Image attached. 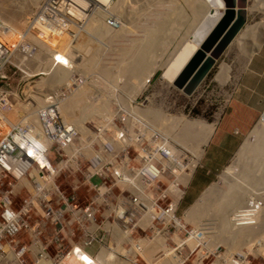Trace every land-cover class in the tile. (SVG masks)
<instances>
[{
	"label": "rangeland",
	"instance_id": "1",
	"mask_svg": "<svg viewBox=\"0 0 264 264\" xmlns=\"http://www.w3.org/2000/svg\"><path fill=\"white\" fill-rule=\"evenodd\" d=\"M43 1L44 0H38L37 2H31L30 0H0V18H1L0 20L6 21L8 19L7 22H10L9 16L16 15L18 17L19 14H16V10H17L16 7L20 6L21 4L23 5L25 4L24 7L27 8L20 17V20L22 18L21 23L23 25L21 26V24H17L18 26H15L18 28L21 27L23 28L24 24L28 22L29 20L28 18L29 16L32 15V13H35L37 11L38 13L35 14H39L42 8L48 6L49 3H47L46 6L41 7V9L39 10L38 8L40 7V4H42ZM108 1L109 0H105V2ZM114 1L116 0H111L110 4H113ZM192 1L191 0L190 1L125 0V2L123 3V7L121 9L119 5V12L120 14H122L121 17H125L126 23L124 25V28L120 32L116 33V39L113 40V37L106 38L111 33H109L107 36L105 35L103 38L102 35L100 34H99L100 36L98 35L100 39V45L105 49L107 45L113 43L115 44V47H112L111 49L112 52L108 53L106 58L103 57V59H101V48L98 47V42H91L92 36H90L89 38L88 37L89 32H86L87 34L86 37L88 38L77 39V47H79V52L85 53L84 54L85 58H76L74 64L77 67L73 64V66H71L72 71L70 70L69 67H67V71L63 67V69L68 74L66 73L63 76L60 75L61 73L55 74L52 70V68L54 69L53 67L54 65L52 63L51 70L43 69V71H41V76L40 73L37 71H28L25 75L19 73L18 75L11 76L10 78H8L7 81L8 84L10 85L5 90L7 93L4 92L0 93V96H11L13 90L16 87L17 89H22L25 93V89L27 90L28 87H35L37 81L39 80L40 81L38 82V90H47V88H49L48 83L51 82H61V85L59 86L63 88L67 87V90L69 89V91L71 92V96L73 95L74 92L77 93L79 90L84 89L83 90L84 96L88 92V95L86 94L85 96L87 100V104L89 105L92 103L90 107L91 110L90 112H92L93 115L91 114L90 116L89 114L87 115L88 117L85 116L84 119V122L87 121L86 122L87 128L89 129L92 128L91 132H97L96 130L93 129V127L101 126L103 124L105 129H110V123H112L114 120H116L114 121V123H117L118 121L117 118L121 117V115L126 117L125 112H128V110H126L127 108L126 104L128 102L127 100L129 99L133 100L138 96L137 100L138 102H140L141 100H144L145 97L153 96V98L150 99L151 101L150 108L153 111H155L157 114L160 113V115L163 116L164 120H159L158 118H156L154 122L151 121V117L149 115L151 109L146 110L144 112L145 114L142 113L140 116L146 117L154 127L164 132L168 137H172L175 139L174 136L177 134L175 141L183 148V158L185 163L184 174H189L190 168L193 167L196 158H195V154L191 150V147H189L191 144L194 143V141L191 143L192 139L190 136L188 137L187 140L185 139L184 143L182 142L179 143L178 141L180 139L177 141V137L179 136V138L181 137L182 139V136L184 134L181 131L182 125H184L183 123L186 121L192 124L193 123L192 121H194L193 124L197 123L196 125H198V123L200 122L197 127H194L195 125L192 126L195 128V129L193 128L195 133L203 125H210L211 123H216L215 130L211 138L209 139L208 143L205 146H202L204 152L200 157V159L198 160V163L194 167L192 171L193 173L190 172L192 177L189 180H187V178L184 179L185 180L184 182L186 183V187H184L185 186L184 183L182 190V192L184 193L179 203L178 213H177L181 217L182 225L184 227L180 229L178 228V229H169V230L148 229L146 231H141L132 228L129 229L131 232L129 235L127 234V232L125 233V237L128 236V238H130L129 236L132 234V232L136 237L142 236L143 238L144 237L146 238L145 239L146 241L142 244V246L144 247L143 256L136 259L137 264H148L149 263L147 262L148 259L152 264H161L166 260L164 257L165 256L167 257V255L169 257L171 256L170 257L171 260L169 261L167 260L168 264H174V262L176 264L182 263L178 261V259L176 258L174 259V256L176 255L178 256L177 251L171 250L174 249L176 243L178 244L177 241H179V239L180 240L182 239L181 241L183 243L185 242V244L187 245V246L183 245V251L179 252L180 256L182 257V260L186 257H189V259L185 260L183 264H191L195 258V252H192L191 250L195 245H198V242L194 239H190V236H195V235L200 236L201 232H206L205 235L213 239L212 242L216 243L214 245L215 247L220 246V244H225L227 247L229 246L222 239L223 236H226V234L225 235L223 234V236L222 234L220 235L219 230L216 228V224H217L216 222L218 218L214 213L216 211L212 209L215 208L216 205H214L215 206L214 207L212 203L215 204L217 200L215 201L211 200L212 202L209 201L210 203L208 202V206L207 207L206 205L204 206L205 209L202 207L204 211L203 210H202L203 212L201 211L200 213L201 215L197 214L198 216L197 218H193L194 219L193 222H191L188 219L187 209L193 203H195V201H198L201 194L206 189L214 188V190H218L221 188L220 190H224V189L227 190L228 184L231 181L241 180L240 179L241 177L235 176V177H230V179L228 177L227 181L226 180L222 181L223 180L222 172L231 163V161L235 156L236 151L238 150L241 143L244 141L245 136L251 130L252 126L256 124L255 122L258 119V115L260 111L262 112L264 106V100H262V102H260V106H257L255 110L248 107L251 104L255 103L254 99L250 100L251 96L252 97L264 96V85H263V81H261L260 78L257 77L256 75H248L246 68V64L253 57L255 51L258 48H261L262 46L264 47V0H247V7L245 11L246 13L245 22H244V27L241 29V31L245 28V26L252 27L253 31H249L250 32V33L248 32L249 34L247 33L248 36L245 37L246 39L244 38L243 43L237 41V36L239 35L238 33V35L232 41L229 48H227V50L220 56V58L215 62V64L208 69L207 74L201 79V81L197 85V88H195L194 92L191 95H186L183 91L177 89L173 85L172 86L169 85L168 83L164 82V80H162L163 75L164 74L166 75V68L169 67L171 64H173L175 60L174 57L176 56L177 49H179V47L182 44L185 45L187 43H191L192 40L195 41L201 35H203V33H205L209 29L208 27L211 24V22L214 19H216L217 16L222 11L219 7V3L217 0H208L209 3L212 5V9L203 10V8L205 9V7H202V12H200L201 10L198 9V5L195 6L194 1L193 3ZM53 2L55 3L54 7L56 9H61V14L66 15V19H73L72 15L65 14L67 11L70 10L69 7L67 6H69V4L73 2L72 0H52V4ZM84 2L85 5L81 7L84 9L85 16L83 17V19H84V26H86L87 18L89 20V18L92 16L91 3H93V0L84 1ZM88 9L90 10V15ZM178 12L181 15H179ZM175 13L178 14L176 15ZM174 15H176V18ZM109 17L110 16H107V19ZM38 19L40 18L36 17L35 20V32L37 34L36 38H38L41 41V43L43 42V45H49V46L47 47V49H44L42 46H39L40 47L39 52L38 53L36 51L33 52V56L35 58L41 57L42 59H50L51 57H53L52 62H54L55 56L62 55V53H71V43L70 44L66 43V47H63L65 43L62 44V47L65 51L61 49V45H57L58 40L64 37V30H48V34H44V29L45 27H47L48 21L38 22ZM164 20H167L166 23H168V25L165 26L163 29L159 30L156 34H154L152 36L153 39L151 37V40H149V34L151 33V31L152 30L156 31L155 28L156 25L160 26L159 23H164L165 22ZM107 21L108 20H106V22ZM38 23H42L45 26L43 28H40ZM168 26H170V28ZM67 29H75V21H68ZM91 33L92 32L90 31V34ZM66 38H68L69 41H73V32H66ZM89 39L91 41H89ZM141 44L144 45L145 48L143 49L144 56L143 55L142 56L145 60V63L147 62L148 64V67L145 69V72L142 73L143 76L140 77L141 73L139 72V77L141 79L143 78L142 79L143 85L139 84L138 80L135 79L133 72L130 71L132 70L131 68L132 64L128 63L124 65V69L126 70L120 72L122 70L121 69L119 71L120 69L119 67H121L119 66V64H122L120 63L121 61L122 62L126 60H129L130 62L132 60L135 61L134 57L138 53V49L140 48ZM50 52L52 54H50ZM124 53L126 57H128L126 58V60L124 58ZM117 61L118 63L115 64V62ZM100 64H103V69L101 68L99 70V68H96L97 69L96 71L95 68L93 67H96V65H100ZM59 65L60 63L57 64V67ZM57 67H55V69H57ZM104 69H109L111 70V73H114L116 75L119 74V76L117 75V77H115L114 79H109L107 76H105L102 73ZM90 70L92 71V75H96L97 73H99L97 75L103 76L106 80L109 81V83L103 85L101 83H92L90 82L89 79H86L85 81L83 79H79V77L89 78V76L91 75ZM93 70L95 71V73ZM150 78H152L150 86H147L146 82ZM69 80H74V81L71 84H69ZM116 81L119 82L118 85H115ZM59 86L56 85L50 88H55ZM242 86L244 88H242ZM247 87H249L250 90H248ZM87 89L89 91H87ZM55 96H63V92H55ZM89 96L91 97L89 98ZM97 98L98 99L101 98V99L97 100ZM235 98L238 100H249V102H247V104L237 105L233 102ZM104 99L106 102L104 101ZM114 100H116L115 102L116 105L119 106V110L117 111L114 110ZM97 101L98 102L101 101L100 102L101 104H98ZM123 106H125V108ZM104 107H106L107 109ZM103 108L105 109L104 111ZM94 110L99 113L98 116L94 115L95 113ZM120 110H122L124 113L122 112L118 113ZM79 111L80 109H75L74 112H79ZM129 112L132 111L129 110ZM69 113H70V117H68L67 119L69 120V122H75L74 119L78 115L72 116L73 113L72 112ZM163 114L165 115V117ZM226 114L227 116H229V118L223 121L222 123V118ZM99 116L100 117L103 116L105 119L103 117L100 118ZM174 117H176L177 121L174 120L175 119ZM169 118H171L173 121L172 120L169 121ZM137 122L139 123L137 127L140 125V130L142 129L145 130V128H141V125L142 127H145V120H139ZM137 130L138 128L136 129V131ZM144 130L140 131V133H145ZM180 132L183 134H180ZM105 133L106 135L109 134L108 132ZM155 135L156 137L152 138L153 141L151 140L152 141L151 145L154 147L159 145V143L162 145L163 135L162 134L161 135L155 134ZM185 138H187V136H185ZM186 141H188L187 144ZM128 144L130 145V147L132 146L131 145L132 142H128ZM186 145L188 146V148ZM189 154L194 155L192 160H189L190 158ZM135 155L136 154H134V156ZM183 158H176L177 165H183ZM242 178H248V177L243 176ZM256 178L259 179L260 178L259 175H257L255 179ZM59 181L61 182L62 180L59 179ZM92 182L98 183V180L93 179ZM215 184L217 185L214 186ZM256 184L257 185H255V188L259 189L257 193L264 195V179L262 180V182ZM253 186L254 185H248L247 189H251L253 188ZM0 188L2 187L0 186ZM152 191L154 197L156 195L165 194V191L168 192V184H159V182H155V186L152 189ZM261 195L259 196L260 199H261ZM249 196L250 197L248 198H251L250 200H253V194L252 195L250 194ZM216 198L217 197H215V199ZM113 199L114 196L110 195L107 197L106 200L113 201ZM260 199H259L260 201L259 204L260 207H262V211L259 213V217L256 216V218L258 219V223H259V219L263 221L264 218V198H262V200ZM161 200H165V197H162ZM81 202L82 201H80V203ZM105 208L106 210H108L107 206ZM207 208H209V210H207ZM230 216H232V214ZM263 223L264 222L261 223V226L259 225L260 228L258 226L257 232H253L252 235H254V237L252 238L251 242L244 243L243 241L240 240L239 242L234 243L235 244L234 248L232 249L229 247L228 248L233 251L236 250L239 251L243 250V252L247 251L246 253H252L254 250H259L258 251L259 254L260 253L264 254V242H259L258 244L257 241H255L258 240V238L259 239L262 238V240L264 239ZM205 227L208 228L204 229ZM252 228H255V225H252ZM109 230L110 232H108ZM109 230L107 229H103V231L99 230L98 232H96L98 243L87 244L88 242L84 240L85 236L83 238V231L81 229L72 228L69 231L68 239L61 240L60 245H58L57 241L55 240H53L51 243H48L47 244L48 251L53 253L59 247V249L64 250V253L66 254L72 249L73 245H76V246H80L81 248L85 247V249H89L90 253L95 257L97 256L100 249L104 248L103 252L107 253L105 254V258L103 259L104 263L125 264L124 262H127L128 264H131V262H133L132 259L133 256L131 255L136 254V250L132 251V249H136V247L134 246V248H132V246H130L132 244L129 243L126 244L125 242H117L116 240H114L111 234L114 231L112 230V228ZM51 233H52L51 229L48 228L43 233L42 240L43 241L47 240L50 237ZM98 233L103 235L98 236ZM107 233L109 234V236ZM58 236L60 235H56V238ZM53 238H55V236ZM115 242L117 246L114 244ZM155 242L157 243L159 242V244ZM199 245L201 246V248L205 247L206 250H203L202 253L201 251H199L198 260L205 261V263H208L209 262L208 259L210 258V243H200ZM163 247L164 248L167 247L171 249H166L164 253L165 256L162 257L161 254L163 253V249H162ZM117 248L123 249V253H121V251L118 252ZM252 248H254V250ZM110 250H115V252H117L116 259H111V257L106 258V255H108V252ZM121 254H123L124 257H122ZM157 257H159V259H157ZM248 258L250 259V264H264V260L262 258L255 259L250 256ZM26 260H28V258H26ZM113 260H115L116 262ZM101 262L102 260L96 261V264H102Z\"/></svg>",
	"mask_w": 264,
	"mask_h": 264
},
{
	"label": "built area",
	"instance_id": "2",
	"mask_svg": "<svg viewBox=\"0 0 264 264\" xmlns=\"http://www.w3.org/2000/svg\"><path fill=\"white\" fill-rule=\"evenodd\" d=\"M72 1L74 10H70L73 11V19L70 20L75 21V29H67L69 19H66V15H62L63 25H60L59 30H64V37L59 39L57 43L61 46L63 43H68L66 32H73V41L69 42L71 43V53H62V56L68 62L61 65L65 67L66 71L69 65H73L76 58H85V53H80L79 47H77V39H81L84 34V31L80 30L82 29L80 26L84 24V19L83 14H75V7L83 6V1L86 0ZM51 2L52 0L42 2L39 10ZM100 9L104 12L108 7L99 1L96 4H91L92 19H94V15L100 12ZM59 14V9H55V13L49 15V18L58 17ZM36 17H38V14H35ZM125 23V17H118L116 8V14L112 17V21L100 24L104 29L107 27L106 29L110 30L111 34L106 38L113 37L114 40L116 39V33L124 28ZM28 27L23 26V29L24 36L29 39L28 34L32 31ZM89 28L87 27V32H89L88 37L90 38L94 34H90ZM6 35L4 22L0 20V37L5 36L0 38V93H7L5 90L10 86L7 81L11 76L19 73L25 75L28 71H34V68L39 66L37 63L40 64V62L33 56V52L38 53L39 46L44 49L49 46L42 45L41 42H34L35 47H32L33 43H20L19 45L22 46L17 48L16 55L6 45V43L9 44ZM85 38L87 37L85 36ZM112 47H115L114 43L106 46V52L102 59L112 52ZM12 56L15 58L12 59ZM52 60L53 57L43 59L45 65L43 69L51 70ZM65 60L62 62H66ZM101 66L103 67V64L97 65V68ZM38 72L41 76V70ZM100 77L102 76L96 74L90 75L89 78L79 77V79L84 81L89 79L92 83L104 84ZM151 79L147 81V86H150ZM73 81L69 80V84ZM118 84L119 82L116 81L115 85ZM55 92H63V96L68 97L71 94L67 87L63 88L61 86L49 87L47 90L30 93L38 96H46V93H51L52 95L48 96H55ZM13 96H21L22 105L29 103L33 97L28 94L26 89L24 94H17L16 87L11 96H0V112L10 111L6 103L13 104ZM151 98L153 96L145 97L144 100L138 102L137 96L130 103L134 104V111L125 112L126 117L122 115L118 117L117 123H114L116 120L110 123V129H105L104 126H94L93 129L97 132L89 134L92 138L90 145L85 142L87 139H84L86 146L77 143L80 139L75 136L76 127H73L71 131L61 127L65 126V123L62 116L56 111L54 115H51L45 112L38 113L31 108L28 111L30 117H27L28 112L20 114V119L17 120L19 127L15 128L14 131L20 133V139L24 140L25 144H20L12 134L7 135L9 131L7 126L9 125L1 123L3 119L0 113V186L2 187L0 188V263L5 258L7 261L4 264H13L8 259L19 258L23 261L24 255H28L32 251L36 253L38 251L36 240L40 242L39 245L42 247L41 253L47 255L50 252L47 247L48 243L55 240L60 245L61 240L68 239L69 231L72 228L84 230L85 227L96 226L98 222L105 223L108 227L111 224H121L128 229L134 228L141 231L183 228L181 217L177 214L179 203L183 197L181 190L184 179L188 177V174H184L183 148L172 137H168L164 132L154 127L146 117L142 118L140 116L138 109L146 106L150 107ZM115 102L116 100H114V110L117 111L119 106ZM120 112L124 113L122 110L118 113ZM138 120H145V133H137L136 122ZM37 123L41 125H36ZM73 124L76 126L75 122ZM47 127H53L52 132L48 131ZM36 128L38 132L43 130L46 133L45 144H50V151H48L49 163L40 162L42 158H37L39 148L34 140L26 134ZM105 132L109 134L106 135ZM155 134L163 135V144L158 149H151V140ZM63 138H71V142L75 143L71 145L70 152L61 149L59 143ZM125 139H132V147H125ZM7 145L12 146V148H7ZM30 150H34L35 153ZM55 153L69 155L68 169H61L60 161L55 160ZM134 154L143 155L145 165L142 167L141 175H137V178H128L126 168H122V161L134 160ZM189 155V160H192L194 155ZM176 158H183V165H176ZM15 165H23L27 168L31 176V191H18L15 188V182L11 176V167ZM50 167L53 171L50 170ZM75 173H83V180L79 181V187H72ZM59 179L62 181L60 182ZM93 179H97L98 183H93ZM133 179H141V182L144 183V190H147L146 202L140 205L139 220L126 221L122 211L105 212V197L108 196V192H116L117 201H120V197H129L132 206V202H135L137 196V193H134ZM151 182L168 184L165 200H158L154 197ZM80 201L82 202L80 203ZM261 211L262 207H249L247 205L242 207V211H234L230 216V221L238 227L256 226L258 225L256 216L259 217ZM89 212L92 213V218H90ZM48 228L51 229L52 233L47 240L43 241V233ZM206 228L208 227L204 229ZM36 232L39 233V239L32 238V234ZM205 234L206 232H201L200 236L195 235L190 236V238L196 240L198 244L210 243L209 262L205 263V261L198 260V245H195L191 250L195 252V258L191 264H250L249 256L264 260V254H259V250H254V248H252L254 250L252 253H246L247 251L243 252V250L233 251L229 249L230 246L228 248L225 244L215 247L216 243L212 242L213 239ZM53 235L55 238H53ZM56 235L60 236L56 238ZM101 235L103 234L98 233V236ZM120 236L116 239L118 242L132 244L130 245L132 248L136 247V249H132V251L136 250V254L133 255L132 259L133 263L137 264L136 259L143 256L144 247L142 244L146 241V238L136 237L133 232L128 240L125 234H120ZM246 241L249 243L252 239L247 238ZM255 241L259 244V242H264V239L258 238ZM114 244L116 245V242ZM226 244L229 245L227 242ZM183 245L187 246L185 242H181L179 246L176 243L174 250L183 251ZM29 247L31 250H28ZM58 250H60L59 247L56 251ZM121 256L124 257L123 254ZM161 256L163 255L161 254ZM62 259L65 258L60 257V253H57L55 258H48L47 261L61 264ZM179 259L182 262L180 264H183L189 257L182 260L180 256Z\"/></svg>",
	"mask_w": 264,
	"mask_h": 264
},
{
	"label": "bare ground",
	"instance_id": "3",
	"mask_svg": "<svg viewBox=\"0 0 264 264\" xmlns=\"http://www.w3.org/2000/svg\"><path fill=\"white\" fill-rule=\"evenodd\" d=\"M30 1L31 2H37L38 0H30ZM44 1H46V0H44ZM86 1H90V0H86ZM97 1H99L101 4L106 5L109 8V10L107 9L104 12H102V9H100V12H98L96 15H94V19H92V16L89 18V20L87 18L88 21L86 20V26L84 27V24H82L80 26V28H82V29H80V30L84 31V34L81 37V39H84L85 36L87 35L86 34L87 29L86 28L90 27L89 30L92 32L91 34H94V35H92V38H91L92 41L90 39H89V41L98 42V47L101 48V59H102V56L104 55L106 49L100 45V39H99L98 35L99 34L102 35V38H103L105 35L107 36L110 33V30L106 29L107 27L104 29L102 24H100V23L111 22L112 17H114V14H116V8H117L118 17H121L122 14H120V12H119V5H120V9H121L123 7V3L125 2V0H116V1H114L113 4H110L111 0H109L108 2H105V0H93V3H91V4H96ZM187 1H190V0H187ZM193 1L195 3V6L198 5V9L201 10L200 12H202V7H205V9L203 8V10L212 9V5L209 3L208 0H196V2H195V0H193ZM193 1H192V3H193ZM217 1L219 3L220 9L222 11L217 16V18L211 22V24L208 27L209 29L205 33H203V35H201L195 41L192 40L191 43H187L185 45L182 44L179 47V49H177L176 56L174 57L175 60L173 59L174 60L173 64H171L169 67L166 68V75L165 74L163 75L162 80H164V82L168 83L171 86L173 85L175 87L174 82H175L176 78L183 71V69L187 66V64L189 63V61L191 60V58L193 57L195 52L199 49L200 44L204 40L205 36L208 34V32L213 28V26L221 18L223 10H224V5H223L222 0H217ZM54 5H55L54 2H53V4H52V2L49 3L48 6L42 8L40 13L38 14V17L40 18V19H38V22L48 21L47 27H45V29H44V34H47L48 30H59L60 25H63V22L61 20V16L64 14H61V9H59L60 14L58 17H55L53 19L49 18V15H53L55 13L56 8L54 7ZM83 5H85V2ZM24 6H25V4L24 5L21 4L20 6L16 7L17 8L16 14H19L18 17L13 13L15 16H9L10 22H7L8 19L6 21L2 20V21H4V29H5V32L7 33L6 36L8 37V41H9V44L6 43V45L8 46V48L12 49L16 53V55H17V48L22 46V45H19L20 43H24V42L25 43L28 42L29 44L33 43L32 47H35L34 42H37V43L41 42L38 38H36L37 34L35 32V20H36L35 13H32V15L29 16V18H28L29 19L28 22L24 24V27L29 26L28 29H30L32 31V33L28 34L30 37L29 39L24 36L25 32H24V29L22 27L21 28L15 27V26H18L17 24H21V26L23 25L21 23L22 18L20 20V17L22 16V13H24L25 9L27 8ZM67 7H69L70 10H74V3L71 2V4H69V6H67ZM82 7L76 6L75 7V14H83V17H84L85 13H84V9ZM193 8H196V7H193ZM178 9H179V7H178ZM187 9H189V8H187ZM70 10L67 11L65 14H70L73 16V11H70ZM178 13H175V14L177 15ZM89 15H90V10H89ZM176 15H174L175 18H176ZM179 15H181V14L179 13ZM107 16H110V17L107 19ZM104 17L106 20H108L107 22L104 19ZM167 20H164L165 21L164 23H159L160 26L156 25V27H155L156 31H153V30L151 31V33L149 34V40H151V37L154 34H156L159 30L163 29L165 26L168 25V23H166ZM173 20H174V18H173ZM69 21H71V20L69 19ZM169 21H171V20H169ZM178 21H176V22H178ZM38 24H39L40 28H43L45 26L42 23H38ZM168 27L170 28V26H168ZM249 31H253L252 27H250V26H245V28L242 31L240 30L238 32L239 35H238V33H237L238 36L236 35L237 41L243 43V40L246 36H248L247 33ZM95 35H97V36H95ZM236 36H235V38H236ZM1 37H5V36H1ZM152 39H153V37H152ZM66 41H68V44H70L69 43L70 41L68 38H66ZM6 42H7V39H6ZM41 44L43 45V42ZM229 46H228V48H229ZM63 47H66V43L63 45ZM63 47L61 46L62 50H64ZM143 49H145L144 45L141 44L140 48L138 49V53H137V54H139V53H141V54H139V55L136 54V56H135L136 58L134 57L135 61L132 60L133 62L126 60V58H128V57H126V55H125L126 52H125L124 58L126 61H123V62L121 61L120 63H122V64H119V66H121V67H119L120 68L119 71L122 69L120 72L126 70V69H124V65H126L128 63L132 64V66L130 65L132 68V70H130V71L133 72L135 79L138 80L139 84H142V85H143V80H142L143 78L141 79L140 77L143 76L142 73L145 72V69L148 67L147 62L145 63V60L143 58V56H144L143 55L144 54ZM67 51H69V50H67ZM140 51H142V52H140ZM40 53H42V52H40ZM50 54H52V53L50 52ZM14 58L15 57L12 56V59H14ZM37 59H38V62H40V64L37 63V65H39V66L34 68V71H37V72L40 70L43 71V67H45V65L43 63V59L41 57H39ZM59 60H60V62H59ZM64 60H65L64 56H62V55L55 56L54 62H52L54 65L53 66L54 69L52 68V65H51V68L55 74L61 73L60 75L63 76L67 73L65 71L66 70L65 67H64V69H65L64 70L63 67L61 66L63 64L68 63L67 60H65L66 62H62ZM58 63H60V65L57 67ZM117 63H118V61L115 62V64H117ZM71 66H73V65H69L68 67L72 71ZM55 67H57V69H55ZM104 67H106V66H104ZM127 67H125V68H127ZM93 68H95V70L97 71V69H96L97 65H96V67H93ZM101 68L103 69V67L101 66V67H99V70ZM139 72L141 73L140 77H139ZM94 73H95V71H94ZM102 73L105 76H107L109 79H114L115 77H117V75L119 76V74L116 75L114 73H111V70H109V69H104L102 71ZM97 74H99V73H97ZM91 75H92V71H91ZM100 78L102 79V82L104 84L109 83V81L106 80L103 76ZM39 81H37L35 87H28L27 88V91L29 92L30 96H33L32 99L29 101V103L22 105L21 104V96H13V104L6 103L7 106L9 107L10 111L6 110L5 113L3 111L0 112L1 117L3 119V121L1 123L9 125V126H7L8 130H9L7 135L12 134V136H14L16 139H18L20 144H25V141L20 139V133L14 131V129L19 127L17 120L20 119V114L27 113L31 108H33V110H36L38 113L45 112V113H50L51 115H54L55 111L58 112L62 116L63 122L65 123V126H61V127H64L66 130H69V131H71L73 127H76L75 128V136L77 139H80L77 143L82 145V146H86V144H85V142H86L90 145L92 138L89 136V134H93V132H91L92 128L91 129L87 128L86 122L84 123L85 116L88 117L87 115L90 114V116H91V114H92V112H90L91 111L90 107H91L92 103L89 104L90 105L89 106L87 104V100L85 98L86 94L88 95V92L85 94V96H84V91H83L84 89L79 90L77 93L74 92L72 96L70 94V97H68V96H48V95H52L51 93H46V96H38L36 94H35L36 95L35 96L33 93H30V92L40 91V90H38V82ZM104 81H106V82H104ZM144 81H146V80H144ZM56 85L57 86L61 85V82L48 83V87H53ZM103 85H101V86H103ZM145 86H143V87H145ZM196 88H197V86H196ZM87 91H89V90L87 89ZM17 94H24V91L22 89H17ZM90 97L91 96H89V98ZM101 98H99V99L97 98V100H100ZM133 100L132 99L127 100L128 102H127L126 106L128 109L126 108V110H128V112H129V110L132 112L134 111V104H130L133 102ZM104 101H105V99H104ZM97 102H95V103H97ZM100 102L101 101H99L98 104H101ZM153 106H154V104H153ZM123 107L125 108V106H123ZM104 108H106V107H104ZM104 108H103V111L105 110ZM75 109H80V111L74 112ZM148 109H151V108L149 106H146L145 108L138 109V111L141 115L142 113H144ZM69 112L73 113L72 116L78 115L74 119L76 126L73 124V122H69V120L67 119L68 117H70ZM94 112H95L94 115H97V116L99 115V113L96 112L95 110H94ZM107 112H108V110H107ZM146 114H148V113H146ZM149 115L151 117V121H153V122L155 121L156 118H158L159 120H164L163 116H161L160 113L157 114L152 109H151ZM27 117H30V112L27 113ZM32 117H34V116H32ZM102 117H100V118H102ZM164 117H165V115H164ZM92 118H94V117H92ZM142 118H144V117L142 116ZM166 118H165V120H166ZM174 118H175L174 120H176V117H174ZM55 119H56V117H55ZM171 120L172 119L169 118V121H171ZM35 122H36V120H35ZM100 122H102V121H100ZM181 122H183V121H181ZM192 122L194 123V121H192ZM193 123L190 124L189 122L185 121L183 123L184 125L181 124L182 130L181 129H179V130H181L184 134H186V133L187 134L184 135L183 133L180 132V134H183L182 139H181V137L179 138V136L177 137V141L180 139L178 141L179 143L180 142L184 143L185 139L187 140L189 136L192 139L191 143L194 141V143L191 144L190 146L188 144V146L191 147V150L193 151V153L195 154V157H196V160L194 162L193 167L190 168L191 173H193L192 171H193L194 167L196 166V164L198 163V160L200 159V157L202 156V154L204 152L202 146H205L208 143L209 139L211 138V136L215 130V124H216V123H211L210 125H203L201 128L198 127L199 128L197 131L198 133L197 132L195 133L194 127H197L200 122L198 123V125H196L197 123L196 124H193ZM138 124L139 123L136 122V129L138 128L137 133H140V131H142L144 129L140 130V125L137 127ZM140 124H142V123H140ZM36 125H41V124L37 123ZM103 125H101V126H103ZM193 125H195V126L192 127ZM183 126H184V128H183ZM37 128L34 129V131H32L30 133H26V134L30 138H32V140H34V142L37 144V147L39 148V150L37 151V158L38 159L42 158V161H40V162L41 163H49L48 151H50V144H45L46 133L43 130H42V132H38ZM141 128H145V127H142V125H141ZM47 130L52 132L53 127H47ZM157 136H159V135H157ZM176 136H177V134L174 136L175 139H176ZM185 136H187V138H185ZM154 137H156V135ZM84 139H87V140L85 141ZM175 139L173 138V140H175ZM8 140L10 141V139H8ZM152 141H151V143H152ZM155 141H157V140H155ZM128 142H132V139H125V147H130ZM187 143H188V141H186V144ZM72 144H75V143L71 142V138H68V139L63 138L59 143L61 149L64 151H67V152L71 151V145ZM7 146H8L7 148H12V146H10V145H7ZM161 146L162 145L160 143H159V145H157L155 147L151 145V149H158ZM188 146H187V148H188ZM30 151L35 153L34 150H30ZM55 160L60 161L61 169H68L69 168V155H64V153H55ZM179 163H180V161H179ZM144 165H145V158L141 154H136L134 156V160L122 161V168H126L128 178H137V175H141L142 167ZM176 165H177V163H176ZM47 166H48V164H47ZM50 170L53 171V169L51 167H50ZM190 172H189L190 175L188 174L187 180H189L190 177H192ZM257 175H259V177H260L259 179H257V178L255 179V177ZM11 176L15 182V188L18 191H31V176L29 175V172L25 166H23V165L12 166L11 167ZM222 176H223L222 181H224V180L227 181L228 177L230 179V177H235V176L241 177L240 178L241 180H239V181H236V180L231 181L230 180L232 183L230 182L228 184L227 190H225V189L220 190L221 188L218 190H214V188L206 189L201 194L198 201H195V203H193L187 209L188 210L187 216H188V219L191 222H193V220H194L193 218H197V216H198L197 214H200L201 211L203 210V208L205 209V207H204L205 205H206V207L208 206L209 201L217 200V202L215 204L212 203L213 206L216 205V207H217L216 208L214 206L215 208H212L214 211H216L214 213L216 214V217L218 218V220L216 222L217 223L216 228L219 230L220 235L222 234V236H223V234L224 235L226 234V236H223L222 239H223V241L229 243V246L232 249L235 247L234 243H237L240 240L247 242L246 241L247 238L252 239L254 237V235H252L253 232H257L258 226L259 225L261 226V223L264 222V218H263V221H261L259 219L258 225H256L255 228H252V227H248V226L238 227V226H235L230 221V215L233 214L234 211H242V207L245 205L246 206L248 205L249 207H256V206L260 207V204H259L260 197L259 196L261 194L257 193L259 189L255 188V185H257L256 183L262 182V180L264 179V109L262 110L256 124L253 126L250 133L245 137L244 141L239 146V148L236 151L235 156H234L233 160L231 161V163L223 170ZM243 176L248 177V178H242ZM82 180H83V173H75L74 174V180H72V187H79V181H82ZM184 185H185L184 187H186V183ZM216 185L217 184H215L214 186H216ZM248 185H254V186L251 189H247ZM154 186H155V182H151V190L154 188ZM133 188H134V193H137V196L135 197V202H132V206H131V199L129 197H120V201H117V197H116L115 192H108V196L112 195V196H114V199H113V201H108V200H106L108 196L105 197V207L106 206L108 207V210H106V208H105V212L122 211V214L125 216L126 221L139 220V218H140V205H143L146 202L147 190H144V183L141 182V179H133ZM182 190H183V188H182ZM182 190H181V192H182ZM182 193H184V192H182ZM250 194L251 195L253 194V200H250L251 198H248V197H250L249 196ZM162 197H165V194L155 196V198H157L158 200H161ZM215 197H217V198L215 199ZM262 198H264V195H261L260 200H262ZM210 207H211V204H210ZM212 209H210V210H212ZM207 210H209V208H207ZM208 213H209V211H208ZM89 215L91 216L90 218L93 217L91 212H89ZM254 223H255V221H254ZM263 224H262V226H263ZM260 226H259V228H260ZM111 228L114 231V232L112 231L113 233H111L114 240L119 238L120 234H125L127 232V234L129 235L131 233L128 228L123 227L121 224H111L108 227L105 223L98 222V224H96V226L85 227L84 230H82L83 231V238L85 236L84 240L88 242L87 244L98 243V238L96 237V232H98L99 230L103 231V229L109 230ZM108 232H110V230ZM32 235H33L32 238L39 239V233L36 232V233H33ZM218 235H219V233H218ZM108 236H109V234H108ZM126 239L127 240L129 239L128 236L126 237ZM190 239H188V240H190ZM177 240H178V237H177ZM181 240L179 239V241H177L179 245L182 242ZM116 241L118 242V240H116ZM190 241H192V240H190ZM39 243L40 242L38 240H36L38 251L36 253H34L35 251H32L28 255H24L23 261L20 260L19 258L18 259L17 258H11V259H8V261L12 262L13 264H57V263H52V262L49 263L47 261V259L48 258L53 259V258H55L57 253H60V257L65 258V259H62L61 264H96V261H101V260H102V262H101L102 264H112V263H104L103 262V259L105 258V254H107V253L103 252L104 248L100 249L99 252L97 251L98 254L95 257L90 253L89 249H85V247L81 248L80 246H76V245H73L72 249L69 252H67L66 254L64 253V250L60 249L58 251L55 250L53 253L49 252L46 255L43 252L41 253L42 247L39 245ZM155 243H157V242H155ZM157 244H159V242ZM147 245H148V243H147ZM162 249H163L162 255L165 256V254H164L165 250L171 249V248H167V247L164 248L163 247ZM3 250L5 251V249H3ZM28 250H31V248L29 247ZM171 250H174V249H171ZM203 250H206L205 247L201 248V246L198 244V252L201 251V253H202ZM110 251H113L114 253L110 252ZM110 251H109L110 254L108 252V255H106V258L111 257V259H116L117 258L116 257L117 252H115V250H110ZM117 251L118 252L121 251V253H123V249H121V248H117ZM177 254H178V256L177 255L174 256V259L176 258V259H178V261H180L181 259H179L180 255H179L178 251H177ZM131 256H133V255H131ZM170 257L168 255H167V257L165 256L164 258L166 260L161 264H168L167 260L168 261L171 260ZM26 258H28V260H26ZM203 258H205V257H203ZM6 261H7V259L4 258L3 262L0 264H4V262H6ZM113 261H115V260H113ZM118 262H120V261H118ZM147 262H149L148 264H152L149 261V259ZM124 263L128 264L127 262H124ZM131 264H133V262H131ZM174 264H176V263L174 262Z\"/></svg>",
	"mask_w": 264,
	"mask_h": 264
},
{
	"label": "water",
	"instance_id": "4",
	"mask_svg": "<svg viewBox=\"0 0 264 264\" xmlns=\"http://www.w3.org/2000/svg\"><path fill=\"white\" fill-rule=\"evenodd\" d=\"M221 18L205 36L199 49L175 80V87L191 95L201 79L244 26L247 0H222Z\"/></svg>",
	"mask_w": 264,
	"mask_h": 264
},
{
	"label": "crops",
	"instance_id": "5",
	"mask_svg": "<svg viewBox=\"0 0 264 264\" xmlns=\"http://www.w3.org/2000/svg\"><path fill=\"white\" fill-rule=\"evenodd\" d=\"M246 68H247V73H248V75H256L257 77H259L260 78V80L261 81H263V85H264V47L262 46L261 48H258L256 51H255V53H254V55H253V57L248 61V63L246 64ZM249 77V76H248ZM242 88H244L243 86H242ZM247 89L248 90H250L249 89V87H247ZM252 92H253V90H252ZM237 98V97H236ZM235 98V100L233 101L235 104H247V102H249V100H238V99H236ZM255 100L254 102V104H251L250 106H248V107H250L251 109H253V110H255V108L257 107V106H260V102H262V100H264V96H256V97H252L251 96V98H250V100ZM263 109H264V106H263ZM262 109V110H263ZM260 113H261V111H260ZM260 113H259V115H260ZM259 115H258V118H259ZM229 118V116H227V114L222 118V123H223V121H225V120H227ZM258 120V119H257ZM257 120H256V122H257ZM229 121V120H228ZM255 122V123H256ZM255 125V124H254ZM253 125V126H254ZM253 126H252V128H253ZM252 128H251V130H252ZM250 130V131H251ZM250 131L248 132V134L250 133ZM239 132H241V131H239ZM247 134V135H248ZM246 135V136H247ZM245 136V137H246ZM245 139V138H244Z\"/></svg>",
	"mask_w": 264,
	"mask_h": 264
}]
</instances>
